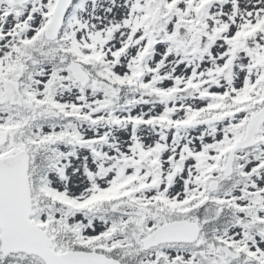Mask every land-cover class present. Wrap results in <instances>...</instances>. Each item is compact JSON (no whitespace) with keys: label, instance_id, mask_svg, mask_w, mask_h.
I'll use <instances>...</instances> for the list:
<instances>
[{"label":"snow or ice","instance_id":"6c2138e0","mask_svg":"<svg viewBox=\"0 0 264 264\" xmlns=\"http://www.w3.org/2000/svg\"><path fill=\"white\" fill-rule=\"evenodd\" d=\"M0 264H264V0H0Z\"/></svg>","mask_w":264,"mask_h":264}]
</instances>
